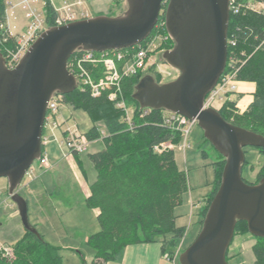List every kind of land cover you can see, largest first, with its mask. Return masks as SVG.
Masks as SVG:
<instances>
[{
	"label": "water",
	"instance_id": "water-1",
	"mask_svg": "<svg viewBox=\"0 0 264 264\" xmlns=\"http://www.w3.org/2000/svg\"><path fill=\"white\" fill-rule=\"evenodd\" d=\"M120 15L100 14L49 26L27 48L14 67L0 51V177L9 182L25 229L30 222L28 201L18 192L26 170L42 153V136L49 101L55 93L78 87L68 60L76 50L126 49L144 41L158 22L163 0H126ZM230 0H168L165 25L174 40L163 52L179 70L167 82L145 74L132 97L141 108L164 109L196 120L215 149L225 157L221 183L209 204L197 236L179 255L180 264H230L227 251L236 224L246 221L249 232L264 238V176L244 179L245 147H263L264 135L226 120L205 107L228 61Z\"/></svg>",
	"mask_w": 264,
	"mask_h": 264
},
{
	"label": "trees",
	"instance_id": "trees-1",
	"mask_svg": "<svg viewBox=\"0 0 264 264\" xmlns=\"http://www.w3.org/2000/svg\"><path fill=\"white\" fill-rule=\"evenodd\" d=\"M6 1L0 0V51L9 65L15 61L20 45L18 36L12 34L4 24ZM44 1L46 24L48 27L53 26L56 8L51 0ZM167 2L168 0H163L157 24L140 45L145 46L158 32L167 34L163 24ZM236 2L239 9L230 11L226 70L232 62L238 69V79L252 81L256 88L254 99L245 110L241 111L236 105L237 98L230 96L218 110L226 120L264 135V9L254 6L264 0ZM173 44L174 40L168 38L164 45L171 48ZM138 48L139 44L122 50L128 56L138 51ZM81 54V50H76L68 60V67L71 62H77ZM115 59L121 69L123 59ZM80 60L93 79L98 82L104 80L105 65L99 54L92 60ZM151 68L155 69V65H151L149 69ZM144 73L140 71L122 76L120 81L122 98L127 105L129 102L135 105L131 124L126 121L125 111L117 106V100L109 97L116 88L114 85H107L99 95H92L88 87L81 86L62 95L61 101L70 103L75 109L86 110L94 122L102 121L106 130V134L101 135L94 125L86 132L90 140L102 136L104 146L89 153L96 169V178L90 185L85 203L88 207L98 209L100 229L87 238V244L94 248L95 254L91 262L84 260L85 264L107 263L115 259L127 245L154 242L160 240V236H163L161 241L164 250L167 244L174 249L185 233V226L176 224V208L183 203L185 194L190 190L188 174L179 167L174 148L166 147L160 151L156 149L157 145L161 147L166 143L180 142L181 133L165 123L164 109L141 108L132 97L135 86ZM154 73L156 81L160 82V72L156 69ZM256 148L264 154L263 147ZM244 149L246 153L247 147ZM219 156L220 159L214 162L213 189L200 211L199 230L221 183L225 157L220 152ZM247 162L246 156L243 168ZM263 176L264 162L255 182ZM238 232H249L246 221L237 222L235 233ZM256 239L252 247L255 264H264V238ZM59 249V246L45 240L42 234L26 229L24 235L14 243V257L7 258L0 249V264H64ZM229 258L228 248L227 259Z\"/></svg>",
	"mask_w": 264,
	"mask_h": 264
},
{
	"label": "rangeland",
	"instance_id": "rangeland-1",
	"mask_svg": "<svg viewBox=\"0 0 264 264\" xmlns=\"http://www.w3.org/2000/svg\"><path fill=\"white\" fill-rule=\"evenodd\" d=\"M52 1L58 6H70L77 16H80L82 12H87L89 17L100 15L98 13L120 15L128 8L126 0ZM6 2L5 19L16 36L23 35L28 30L30 19L27 13L29 8H36V12L41 13L42 19L46 17L44 0H7ZM253 3L256 2L253 1ZM7 21H4L5 25H7ZM45 25L46 22L42 24L44 27ZM166 49L160 48L153 51L148 67L141 71L145 72L144 75L152 74L156 77L154 71L156 72L157 69L161 75L160 82L171 81L179 75V70L170 65L163 57V52ZM151 65H155V69L151 68L150 70ZM57 104V115L61 126L53 131L49 125L46 127L45 134L48 141L43 145L42 151L49 160V167L41 168L39 160H34L31 166L32 173L23 177L17 189L28 201L30 222L45 240L60 247V255L64 264H85L84 260L91 262L95 254L94 248L87 244V238L100 229L97 220L98 209L88 207L85 203L89 187L96 178V169L89 158V153L101 149L104 142L102 136L96 137L91 140L87 150L74 153L63 141L67 128H77L79 132L86 133L94 125L100 132L105 127L102 121L94 122L88 112L82 108L75 109L70 103L63 101H59ZM128 107L132 114L135 105L129 102ZM188 142L189 147L186 149H183L178 144L179 142L174 144L176 161L187 172L190 185V190L185 194L183 203L176 209L177 214L180 215L176 224L185 226V241H183L181 252L193 242L198 234V223L196 222L199 217L198 212L213 189L214 162L220 159L219 152L205 138L204 131L198 122L192 126ZM246 156L248 162L243 168V176L247 181L253 183L263 165L264 154L256 147L247 146ZM7 183L9 182L6 177H0V188L4 191L0 195V247L3 250L8 247L14 251V243L24 235L26 229L22 224L17 204L7 195ZM202 202V207H200ZM161 238L163 236H160ZM256 241V236L250 232L235 233L229 246L230 258L228 261L230 264H255L252 247ZM171 250L173 247L167 244L166 252ZM110 262L104 264H110ZM175 264H180L179 257L175 260Z\"/></svg>",
	"mask_w": 264,
	"mask_h": 264
},
{
	"label": "built area",
	"instance_id": "built-area-1",
	"mask_svg": "<svg viewBox=\"0 0 264 264\" xmlns=\"http://www.w3.org/2000/svg\"><path fill=\"white\" fill-rule=\"evenodd\" d=\"M80 2H82L80 0ZM260 4V5H257ZM254 6L257 8L264 9V2L257 3ZM56 8V7H55ZM29 12L27 13L30 22L28 26V30L25 34L18 36L19 42V52L15 55V61L9 64L10 67H14L17 62L20 60L21 56L27 50V48L32 44V42L39 36V34L48 28L47 24L42 26L46 19L41 18V13L36 12V8H29ZM239 9L238 3L236 0H230V11H237ZM61 11V12H60ZM56 16L54 20V25H63L70 21H74L77 19L88 17L89 15L87 12H82L80 16H77L75 11L71 9L70 6H63L59 9H56ZM165 25V21L163 22ZM166 26V25H165ZM168 38H172L167 31V34L163 32H158L155 36L148 41L145 46L140 45L138 51L133 52L132 54L127 56V52L123 51L122 49H113L107 51H93V50H81L82 54L81 57L77 62H71L70 66L68 67L70 71L76 76L78 81V86L81 87H88L91 91L92 95H99L101 90H104L107 85H114L116 86L115 90L109 94L111 100H117V106L122 108L126 113V121L130 124L131 122V113L130 109L126 103V101L122 98L121 89H120V81L122 76H129L132 74H136L139 71L145 70L148 67V62L151 54L153 51L157 49H165V43L167 42ZM98 52V53H97ZM97 54L101 57L104 61L105 71H104V80L97 81L92 78L89 70L82 66L81 60H92L94 59ZM123 59L121 63V69H119V65L117 60L115 59ZM237 71L235 64L231 62L230 68L228 70L225 69L223 74L220 76L216 85L209 91V93L205 97V107L213 106L218 108L222 105L224 100L228 97L229 93L236 92L238 90V83L239 79L237 77ZM62 95L60 93H55L49 101L48 111L46 114L44 131L42 136V151L43 145L48 141V137L45 134L46 127L49 125L52 128V131L61 126V122L58 119V104L57 102L62 100ZM165 123L169 125L170 128L173 130H177L181 133V140L178 143L183 149L189 147L188 136L191 131L192 126L196 123V120L190 119L182 114L175 113L172 111L165 110ZM102 135L106 134V130L104 129L101 132ZM91 140L88 138L86 133L79 132L77 128H67L65 131L64 141L63 143L68 147L71 152L74 153H81L87 150ZM170 147L174 148V144L166 143L160 146H156L158 151L162 150L163 148ZM39 165L41 168L49 167V160L47 159L46 155L41 153L40 157L38 158ZM26 170V174H31L33 168L31 167ZM24 175V176H25ZM23 180V179H22ZM22 182V181H21ZM7 195L11 197L9 192V183L6 185ZM4 191L0 188V195H2ZM185 236L182 237L181 242L176 250H174V260L177 259L181 253L182 244L184 241ZM3 245V244H2ZM1 245V246H2ZM0 249L3 251L4 256L7 258L14 257V251L11 248L5 247L3 250L1 247Z\"/></svg>",
	"mask_w": 264,
	"mask_h": 264
},
{
	"label": "crops",
	"instance_id": "crops-1",
	"mask_svg": "<svg viewBox=\"0 0 264 264\" xmlns=\"http://www.w3.org/2000/svg\"><path fill=\"white\" fill-rule=\"evenodd\" d=\"M53 4L55 5L56 9H59L64 6V5L58 6L55 2H53ZM6 12H7V8H6ZM7 26L11 30L10 26L8 25V21H7ZM12 34L14 33L12 32ZM255 88H256V84L254 82L239 80L238 90L233 94L234 96L230 95V98H237L236 105L241 111H243L253 101ZM89 192H90V187H89ZM89 192L87 196L89 195ZM202 204L203 202L200 204V207H202ZM200 211L201 208L198 212L199 217L196 220V222L198 223V232H199L200 219H201ZM179 216L180 215L177 214V218ZM162 247L163 246L161 239L154 242H142V243L130 244L127 245L119 254H117L116 258L111 260L110 264H175V260H176V259L174 260L175 248L169 252H166V248L164 250Z\"/></svg>",
	"mask_w": 264,
	"mask_h": 264
}]
</instances>
